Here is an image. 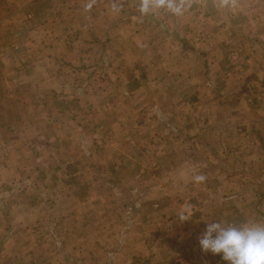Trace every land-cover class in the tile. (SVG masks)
<instances>
[{"label": "rangeland", "instance_id": "374dc122", "mask_svg": "<svg viewBox=\"0 0 264 264\" xmlns=\"http://www.w3.org/2000/svg\"><path fill=\"white\" fill-rule=\"evenodd\" d=\"M174 2L182 6L179 14L159 8L147 12L149 17L132 19L137 29L125 34L128 45L107 46L90 39V48L77 43L73 55L61 59V74L69 76L59 84V150L51 153L43 140L38 149L44 158H59L55 170L59 188L31 212L34 224L56 218L58 224L38 241L30 238L13 244L6 264H226L220 255L201 250L198 241L206 223L264 226V49L239 43L247 36L248 43L258 45L255 18L264 3ZM141 5L142 0L130 7L143 12ZM219 12L235 18L233 52L238 56L232 61L225 56L231 51L224 45V36L211 42V36L203 40L198 31L202 22L210 26L206 16ZM76 36L87 37L82 31ZM215 43L221 48L213 50ZM250 55L253 58L246 61ZM101 75H113L112 82ZM112 90L119 98L108 95ZM117 103L124 112V117L116 115L120 126H127L133 135L146 127L143 130L154 137L147 148L152 158L116 155L127 148L117 145L122 131L106 125L113 117L102 120L104 114H99L102 121L90 129L88 114ZM33 110L24 113L26 121L45 124L41 112ZM182 131L189 138L186 143ZM135 167L144 169L145 176L152 173L151 180H162L167 173V187L174 180L177 192L184 189L175 180L181 177L183 186L196 185L198 189L192 191L208 201L190 210L185 199L184 208H174L154 199L137 203L131 193L115 194L113 187L135 181L139 190L147 186L143 178L120 180L113 175ZM197 175L205 180L195 181ZM106 185L113 187L108 190ZM141 197L140 193L136 199ZM182 216L188 220L181 221Z\"/></svg>", "mask_w": 264, "mask_h": 264}, {"label": "crops", "instance_id": "0c3cea01", "mask_svg": "<svg viewBox=\"0 0 264 264\" xmlns=\"http://www.w3.org/2000/svg\"><path fill=\"white\" fill-rule=\"evenodd\" d=\"M139 1L141 0H0V264L11 260L13 244H23L30 238H36L38 241L47 229L50 230L49 227L56 229L58 224L57 218L54 222L42 220L34 224L31 212L35 211L40 202V207L46 204L53 191L59 188V174L55 172L59 158H44V153L38 149L43 147V144H40L43 140L45 145L51 148V153L59 150V84L61 79L69 76L66 73L61 74V59L71 57L77 43H83L85 50L90 48V39L107 46L112 43L128 45L129 36L125 34L134 28L137 29L132 19L150 16L148 13L131 9L130 4ZM261 1L264 3V0ZM262 11L260 17L255 18L256 27H259L255 36L259 41L258 45L256 42L248 43L247 36L241 38L240 45H250L251 49L259 48V51L264 49V6ZM216 17H219V21ZM197 18H200V15L197 14ZM205 19L208 20L205 23L211 21V24L207 26L202 22L203 25L198 31H202L203 40H206L208 35L212 37L211 42L218 37V42L219 36H224V45L231 51L225 53V56L232 61L238 56V53L233 52L237 48L233 41L235 18L219 12L211 17L206 16ZM81 20H84L83 27L80 25ZM117 20L130 21L120 24ZM81 31L87 35L83 40L82 37L76 36L77 32ZM101 35L105 36L99 41ZM220 46L222 44L215 43L212 49L218 50ZM240 48L242 50V46ZM250 58L253 56H245L246 61ZM99 77L106 82H112L113 75ZM108 95L119 98L120 94L112 90ZM121 107L123 106L117 103L112 108L108 106L88 114L90 129L104 118L113 117L110 121H105L106 125L119 133L122 131L123 135H119L117 145L127 148L126 151L119 149L120 152L116 155H124V158H152V153L147 148L154 142V137L143 130L146 127L140 128L139 132L133 135L128 133L127 126H120L116 115L124 117ZM34 108L35 112H41L46 120L45 124L39 122L31 125L32 123L26 121L28 116L24 113L32 114ZM99 114H104V117L101 116L102 120ZM70 129L73 130V126ZM180 137L185 143L189 140L184 136V131L180 132ZM102 139L104 143L107 142L105 137ZM136 168L128 173L117 172L119 175H113L120 180L126 176L134 180L143 178L142 182L147 183V186H140L139 190L135 181L120 189L109 185L105 187L108 190L113 187L112 190H115L117 195L131 193L137 203L154 199V203L161 206L168 204L174 208H184L185 203L182 205L181 202L185 199L188 208L194 210L208 201L196 196V185L189 187L187 183L183 186L181 177L177 176L175 180L178 182L179 179V186L184 189L177 192L174 180L167 187V173H163L162 182L151 180L154 179L151 177L152 173L145 176L144 169L136 171ZM91 190L92 186L89 187V192ZM140 193L142 197L136 199Z\"/></svg>", "mask_w": 264, "mask_h": 264}, {"label": "clouds", "instance_id": "9594fccd", "mask_svg": "<svg viewBox=\"0 0 264 264\" xmlns=\"http://www.w3.org/2000/svg\"><path fill=\"white\" fill-rule=\"evenodd\" d=\"M167 8L177 14L182 6L174 0H142L141 10L145 13L152 9ZM205 177L197 175L195 181L203 182ZM181 221L188 220L185 217ZM203 252L220 255L226 264H264V226L258 224L225 226L222 222H207L199 237Z\"/></svg>", "mask_w": 264, "mask_h": 264}]
</instances>
